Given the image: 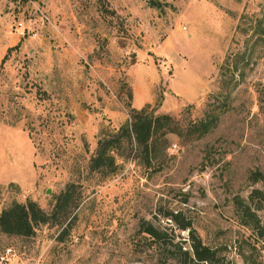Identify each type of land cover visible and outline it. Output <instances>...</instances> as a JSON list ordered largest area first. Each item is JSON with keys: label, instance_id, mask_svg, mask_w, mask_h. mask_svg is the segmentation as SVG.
<instances>
[{"label": "rangeland", "instance_id": "obj_1", "mask_svg": "<svg viewBox=\"0 0 264 264\" xmlns=\"http://www.w3.org/2000/svg\"><path fill=\"white\" fill-rule=\"evenodd\" d=\"M141 109L170 133L91 171ZM27 201L0 264H264V0H0V211Z\"/></svg>", "mask_w": 264, "mask_h": 264}, {"label": "trees", "instance_id": "obj_2", "mask_svg": "<svg viewBox=\"0 0 264 264\" xmlns=\"http://www.w3.org/2000/svg\"><path fill=\"white\" fill-rule=\"evenodd\" d=\"M148 6L155 9H162L156 1H148ZM3 60V59H2ZM1 60V61H2ZM169 117L160 115L152 117L146 114L144 109L133 111L128 122L120 127L113 136L98 140L94 155L89 160L91 171H102L104 174L113 173V153L115 144L120 139L128 140L130 137L137 145H145L155 134L164 136L170 133ZM212 126L209 120H202L197 127L201 134L206 133ZM49 216L43 213L33 202L27 201L24 204L11 203L7 208L0 211V233L5 236L29 237L33 234L38 225L46 224ZM187 229L182 226L181 230ZM142 232L149 237L156 238L157 231L148 224H142ZM190 253L185 251L183 254L194 264H211L212 252L198 241H192Z\"/></svg>", "mask_w": 264, "mask_h": 264}, {"label": "crops", "instance_id": "obj_3", "mask_svg": "<svg viewBox=\"0 0 264 264\" xmlns=\"http://www.w3.org/2000/svg\"><path fill=\"white\" fill-rule=\"evenodd\" d=\"M49 53L45 52L44 55H42L39 59L40 60H46V62L42 63L44 64L43 67H49L50 66V59H49ZM8 129V128H7Z\"/></svg>", "mask_w": 264, "mask_h": 264}]
</instances>
